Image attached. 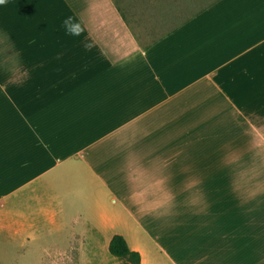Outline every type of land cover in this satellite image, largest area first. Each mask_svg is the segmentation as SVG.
<instances>
[{
	"label": "crops",
	"instance_id": "0c3cea01",
	"mask_svg": "<svg viewBox=\"0 0 264 264\" xmlns=\"http://www.w3.org/2000/svg\"><path fill=\"white\" fill-rule=\"evenodd\" d=\"M259 146L264 0L160 36L113 0L0 5V264H115L117 234L140 264H264Z\"/></svg>",
	"mask_w": 264,
	"mask_h": 264
},
{
	"label": "rangeland",
	"instance_id": "374dc122",
	"mask_svg": "<svg viewBox=\"0 0 264 264\" xmlns=\"http://www.w3.org/2000/svg\"><path fill=\"white\" fill-rule=\"evenodd\" d=\"M137 34L163 35L221 0H113ZM245 147V146H243ZM248 148V147H247ZM264 154V147L258 149ZM264 165V163H259ZM115 264H121V261Z\"/></svg>",
	"mask_w": 264,
	"mask_h": 264
},
{
	"label": "trees",
	"instance_id": "16d2710c",
	"mask_svg": "<svg viewBox=\"0 0 264 264\" xmlns=\"http://www.w3.org/2000/svg\"><path fill=\"white\" fill-rule=\"evenodd\" d=\"M110 254L121 261V264H140L141 255L132 251L122 235H114L109 245Z\"/></svg>",
	"mask_w": 264,
	"mask_h": 264
},
{
	"label": "clouds",
	"instance_id": "9594fccd",
	"mask_svg": "<svg viewBox=\"0 0 264 264\" xmlns=\"http://www.w3.org/2000/svg\"><path fill=\"white\" fill-rule=\"evenodd\" d=\"M6 4H7V0H0V5H6ZM63 26L65 28L66 34L71 36H80L84 30L80 22L73 16L66 17L63 21ZM193 186H195L194 183ZM188 204L190 207L194 208L197 211L203 210L196 208V204H197L196 200H190Z\"/></svg>",
	"mask_w": 264,
	"mask_h": 264
}]
</instances>
